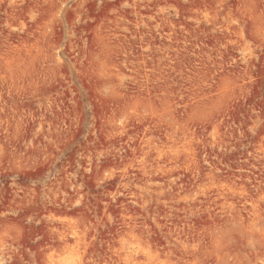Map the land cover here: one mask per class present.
I'll list each match as a JSON object with an SVG mask.
<instances>
[{
  "label": "rangeland",
  "instance_id": "rangeland-1",
  "mask_svg": "<svg viewBox=\"0 0 264 264\" xmlns=\"http://www.w3.org/2000/svg\"><path fill=\"white\" fill-rule=\"evenodd\" d=\"M0 264H264V0H0Z\"/></svg>",
  "mask_w": 264,
  "mask_h": 264
}]
</instances>
